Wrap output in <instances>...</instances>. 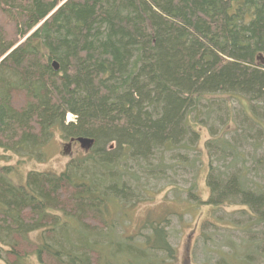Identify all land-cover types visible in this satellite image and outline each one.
I'll list each match as a JSON object with an SVG mask.
<instances>
[{"label": "trees", "instance_id": "16d2710c", "mask_svg": "<svg viewBox=\"0 0 264 264\" xmlns=\"http://www.w3.org/2000/svg\"><path fill=\"white\" fill-rule=\"evenodd\" d=\"M55 136L92 145L23 171ZM179 178L264 226V0H0V264H175L169 215L126 237L107 201Z\"/></svg>", "mask_w": 264, "mask_h": 264}, {"label": "rangeland", "instance_id": "374dc122", "mask_svg": "<svg viewBox=\"0 0 264 264\" xmlns=\"http://www.w3.org/2000/svg\"><path fill=\"white\" fill-rule=\"evenodd\" d=\"M72 120L73 117L68 115L65 122L69 123ZM200 132L202 140L195 147L197 151L194 153L196 156L194 168H197L195 186L197 195L204 201L208 197L205 184L208 160L203 141L208 135L206 131ZM44 152V162L27 161L23 171L60 173L71 158L84 154V150L77 143L67 144L58 136L50 141ZM192 176L182 178L191 184ZM253 180L257 184H262L256 177ZM178 183L180 185L173 189L161 184L155 187L152 184L140 200L125 207L118 206L114 200H108L107 207L112 218L119 219L122 223L121 228H116V233L132 237L140 232L139 227L144 221H156L169 215L166 231L169 233L168 241L176 251L175 264H264L263 225L256 226L254 220V223L248 221L247 217L238 212L237 207L233 205H224L219 209L189 202L184 194L187 186L181 183L180 178ZM203 224L208 227L202 230ZM141 232L145 234L147 230ZM36 236V233L30 235L32 240H35ZM122 256L126 259L130 257ZM122 256L116 258L119 261L125 260ZM118 260L117 263L120 264ZM28 263L37 264L34 260Z\"/></svg>", "mask_w": 264, "mask_h": 264}, {"label": "water", "instance_id": "95a60500", "mask_svg": "<svg viewBox=\"0 0 264 264\" xmlns=\"http://www.w3.org/2000/svg\"><path fill=\"white\" fill-rule=\"evenodd\" d=\"M77 143L79 144L80 148L84 151L89 150L92 145V141L87 139H78Z\"/></svg>", "mask_w": 264, "mask_h": 264}, {"label": "bare ground", "instance_id": "6f19581e", "mask_svg": "<svg viewBox=\"0 0 264 264\" xmlns=\"http://www.w3.org/2000/svg\"><path fill=\"white\" fill-rule=\"evenodd\" d=\"M255 147V146H254ZM122 161V160H121ZM121 163V162H120ZM24 187V186H23ZM159 222V221H158Z\"/></svg>", "mask_w": 264, "mask_h": 264}]
</instances>
